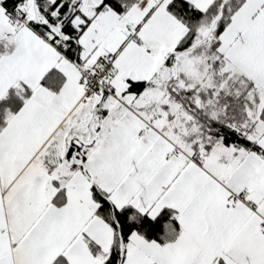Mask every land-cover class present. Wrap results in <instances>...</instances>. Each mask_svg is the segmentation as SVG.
Segmentation results:
<instances>
[{
  "label": "snow or ice",
  "instance_id": "6c2138e0",
  "mask_svg": "<svg viewBox=\"0 0 264 264\" xmlns=\"http://www.w3.org/2000/svg\"><path fill=\"white\" fill-rule=\"evenodd\" d=\"M0 264H264V0H0Z\"/></svg>",
  "mask_w": 264,
  "mask_h": 264
}]
</instances>
